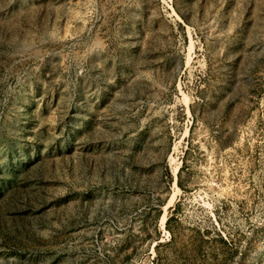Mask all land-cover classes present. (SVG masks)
Here are the masks:
<instances>
[{
    "label": "rangeland",
    "instance_id": "374dc122",
    "mask_svg": "<svg viewBox=\"0 0 264 264\" xmlns=\"http://www.w3.org/2000/svg\"><path fill=\"white\" fill-rule=\"evenodd\" d=\"M0 264H264V0H0Z\"/></svg>",
    "mask_w": 264,
    "mask_h": 264
},
{
    "label": "bare ground",
    "instance_id": "6f19581e",
    "mask_svg": "<svg viewBox=\"0 0 264 264\" xmlns=\"http://www.w3.org/2000/svg\"><path fill=\"white\" fill-rule=\"evenodd\" d=\"M164 221V216L162 217V222Z\"/></svg>",
    "mask_w": 264,
    "mask_h": 264
}]
</instances>
